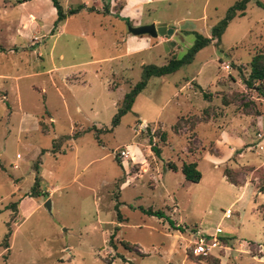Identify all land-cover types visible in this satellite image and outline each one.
Wrapping results in <instances>:
<instances>
[{
	"label": "rangeland",
	"instance_id": "rangeland-1",
	"mask_svg": "<svg viewBox=\"0 0 264 264\" xmlns=\"http://www.w3.org/2000/svg\"><path fill=\"white\" fill-rule=\"evenodd\" d=\"M85 1L59 0L64 11L83 7L50 33L43 3L27 16L31 5L0 0V264H264V90L244 81L264 44V9L249 0L218 44L151 76L113 126L144 66L183 57L238 0L142 4L140 25L175 29L165 40L130 33L139 24L121 0ZM190 161L198 182L180 170ZM15 202L16 214L7 208ZM213 234L222 246L192 253L195 235Z\"/></svg>",
	"mask_w": 264,
	"mask_h": 264
},
{
	"label": "trees",
	"instance_id": "trees-1",
	"mask_svg": "<svg viewBox=\"0 0 264 264\" xmlns=\"http://www.w3.org/2000/svg\"><path fill=\"white\" fill-rule=\"evenodd\" d=\"M249 0H238L236 1L232 6H230L228 8V10L225 13V16L216 24L211 28V36L207 37V36H203L200 33H196V39L195 42L193 43V45L189 48V50L187 51V53L181 57L180 59H170V62L167 65L164 66H155V65H145L143 68V74L142 77L140 79V81H138L131 90H129L128 92H126L123 96L122 99V104L119 107L118 111L116 112V114L113 117L112 123L113 126H116L118 124V121L120 119V117L125 114L126 112L131 110L132 104L134 102V99L136 97V95L146 86L148 79L151 76H161L163 74H167L169 72L174 71L175 69H177L179 66L186 64V63H190L195 55V53H197L202 47L206 46L207 44L210 43L211 40H216V44H218L219 40H220V36L222 34V32L224 31L227 23L234 18L235 16H240L243 15L245 12V8H246V4ZM54 8L56 9V19L53 21V26L50 30V33H52L56 27L58 26L59 22L65 18L66 14H72L76 11H78L80 8L83 7V4H79L76 7L67 9V11H64L61 3L59 2V0H51ZM256 4L260 7H262L264 9V3L257 0ZM126 19V18H124ZM250 72L248 74V76L246 78H244V81L246 82L247 85H254L257 83L256 88L257 90H259L261 93H263L264 87L262 86L263 82H264V44L263 46L256 51V53L251 57L250 60ZM173 128L175 131L179 130V124L175 123L173 125ZM77 136V133H74L73 135H65L60 137L59 141H54L55 143L58 142L60 143L62 140H68L70 138H72ZM160 139L162 141L166 140V133L162 132L160 134ZM151 150L156 154V155H160V149L158 147H156L155 145H153L151 147ZM167 168L173 171L178 170V167L172 163V162H168L167 163ZM180 170L182 172V174L184 175V178L186 180L192 181V182H198L201 178V173L200 171L197 169V163L195 161H190V162H184L181 164L180 166ZM36 183V181H35ZM259 191L264 193V181L259 185ZM32 194V193H31ZM117 207V206H116ZM7 208H10L13 210V213L16 214V212H18V207H17V203H10ZM142 211L145 214H148L150 216H156L159 219H164L169 223V226L172 229L175 230H182V227L180 225H177L175 223V221L168 215L165 213L164 210L162 209H153L152 207H148V208H142ZM117 217L120 221L124 220L122 218H120V214L117 213ZM9 231L5 234L4 237V241L2 243L4 248H8V238L11 234L10 229H8ZM114 233L110 235V239L109 241L112 242ZM219 240H222V238L219 236ZM120 243L124 246V248L128 249V250H132V245L130 243L124 242V241H120ZM114 245V244H112Z\"/></svg>",
	"mask_w": 264,
	"mask_h": 264
},
{
	"label": "crops",
	"instance_id": "crops-1",
	"mask_svg": "<svg viewBox=\"0 0 264 264\" xmlns=\"http://www.w3.org/2000/svg\"><path fill=\"white\" fill-rule=\"evenodd\" d=\"M135 1H137L138 2V6L136 5V3H135ZM153 0H140V1H138V0H121V5L120 6H122L121 7V12H122V14H124V15H128V16H130V17H133V18H135V19H137V21H136V24H139L140 25V23H139V18H140V13H141V11H140V9H141V5L142 4H144V3H151ZM37 2H40V3H43V5H44V7L46 6V7H48V9L50 10V11H52V17H51V20H50V25H48L47 27H46V30H45V32H48V30H50V26L52 25L51 24V21L53 20L54 21V19L56 18V9L54 8V6H53V4H52V2H51V0H22V2H18L17 3V5L18 6H20V8H22L23 6H28V5H31V7H32V5H34L35 3H37ZM88 1L86 0L85 2H84V4H86ZM99 5H95L94 7H97V8H99L98 7ZM39 13H41V9H37L35 6L34 7H32V9H31V12H29L28 13V15L27 16H29V15H33V16H35L36 14H39ZM154 23L156 22V21H158V20H152ZM24 22V21H23ZM27 22V25L29 24V23H31L30 22V20L29 21H25L24 23H22V25H25V23ZM33 25H35V24H33ZM36 26V25H35ZM37 27V26H36ZM172 29H173V32H174V28L172 27ZM167 37H162V36H158V37H156V39L157 40H165ZM51 119H53V118H51ZM179 169V168H178ZM19 206V205H18ZM17 206V207H18ZM19 210V209H18ZM227 210V209H226Z\"/></svg>",
	"mask_w": 264,
	"mask_h": 264
},
{
	"label": "built area",
	"instance_id": "built-area-1",
	"mask_svg": "<svg viewBox=\"0 0 264 264\" xmlns=\"http://www.w3.org/2000/svg\"><path fill=\"white\" fill-rule=\"evenodd\" d=\"M90 2L96 0H87ZM261 148V147H260ZM119 154L122 157L128 156V152L124 149L120 150ZM226 214H230V211L227 209ZM221 245V240H219V235L213 234L209 235H195V238L191 241V251L193 254L208 256L214 253V250L219 248Z\"/></svg>",
	"mask_w": 264,
	"mask_h": 264
},
{
	"label": "water",
	"instance_id": "water-1",
	"mask_svg": "<svg viewBox=\"0 0 264 264\" xmlns=\"http://www.w3.org/2000/svg\"><path fill=\"white\" fill-rule=\"evenodd\" d=\"M128 31L134 35L148 34L151 37L166 36L173 33V29L169 27V25L165 22H151L149 24H142L137 26L129 25ZM44 206L50 210V199H47V201L44 203Z\"/></svg>",
	"mask_w": 264,
	"mask_h": 264
}]
</instances>
